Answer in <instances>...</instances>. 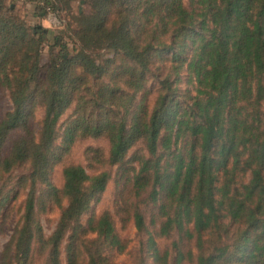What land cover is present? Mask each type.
<instances>
[{
  "label": "trees",
  "instance_id": "1",
  "mask_svg": "<svg viewBox=\"0 0 264 264\" xmlns=\"http://www.w3.org/2000/svg\"><path fill=\"white\" fill-rule=\"evenodd\" d=\"M14 1L0 0V87L11 101L0 118V215L23 199L0 264H32L36 256L41 264H115L126 247L115 212L91 210L109 171L69 163L60 188L51 180L55 165L86 138L107 141L109 166L125 165L137 141L148 152L123 182L156 206L146 219L137 201L126 216L146 236L132 264H264V0H190V7L183 0H83L88 10L73 14V28L66 22L52 41L50 29L15 13ZM23 1L37 17L45 5L56 14L70 7V0ZM99 49L111 54L98 59ZM162 54L169 68L157 76L149 109L146 84ZM183 79L191 87L180 92ZM54 209L59 216L46 235L40 217ZM172 232L194 239L197 255L175 240L161 249L156 236ZM216 234L217 244L206 246Z\"/></svg>",
  "mask_w": 264,
  "mask_h": 264
},
{
  "label": "rangeland",
  "instance_id": "2",
  "mask_svg": "<svg viewBox=\"0 0 264 264\" xmlns=\"http://www.w3.org/2000/svg\"><path fill=\"white\" fill-rule=\"evenodd\" d=\"M83 0H70V7L67 8L69 14H66V10L63 8L58 14L57 19L55 18L52 21L48 16L37 17L32 14V9L27 3L24 1H19L10 3L9 6L13 8L15 13L25 19V21L29 25H38L46 29H50L48 33L49 41H52L53 36L59 29H63L66 25L65 23L70 21V27L73 28L74 21L72 20L73 14L77 12H81L82 10H88L87 6L80 2ZM9 0H6V3ZM186 7H190V0H183ZM66 12V13H65ZM59 16V17H58ZM56 24V25H53ZM58 24V25H57ZM71 34V31H69ZM64 39L68 42V50L72 52V38L70 35L65 34ZM100 55L97 56L98 59L105 60L111 53L109 51H103L102 49L96 50ZM49 60V50L48 46L44 43L42 54L40 56L41 64H47ZM153 64L151 65L152 73H149V79L147 81V88L149 89V93L146 96L145 102L147 103L149 109L153 107L154 99L156 97V89L158 86L157 76L162 77L168 71L169 68V57H166V54H162L159 58L153 59ZM158 64V68H155V64ZM155 70V71H154ZM179 91L186 88H190V84H185L184 79L178 86ZM192 91V90H191ZM182 100H186L187 98L180 96ZM11 109V101L8 97L7 92L0 87V118L3 114ZM72 112V108H69L60 118V122H63L65 119L69 117ZM42 117V109L37 108L34 112V117L30 121V126L34 129H37ZM13 135H16L13 133ZM107 141L103 138H86L77 140L69 153L65 155L63 160L56 164L52 173L51 180L58 188H60L63 184V178L61 174V169L65 164L69 163H79L84 166L89 173H94L102 170H108L111 174V179L108 182L105 190L100 196L98 201H93L91 203V210L96 214H100L103 210H108L109 212L114 214L116 228L119 236L121 237L123 243H126V247L122 250L118 255L114 257L115 264H132L135 259L140 257V253L144 246V240L146 238L143 232H137L135 229L133 222L126 218L128 216L129 210L132 208L133 204L137 201H141L142 198L146 195V192L140 193V195H133L129 193L128 188H123L124 178L134 172V169L138 168L140 163V159L148 158V152L144 147L143 142L137 141L132 148L128 150L127 159L125 165L119 166L115 165H107L105 162L107 155ZM135 155L132 160L129 159L132 155ZM128 165L129 170L124 172V167ZM131 165V166H129ZM131 168V169H130ZM248 173L245 176L239 177V180L247 179ZM130 188V186L127 185ZM23 199V195H20L18 199L12 201L6 210L5 213L0 215V251H2L6 244L8 243L11 234L14 230L15 225L17 224L20 215L22 213L21 201ZM124 199V200H122ZM142 202V201H141ZM122 206L125 207V215L121 214ZM141 209L144 212L146 219L149 216L150 212L156 211V206L152 207L150 204H146V202H142L139 204ZM59 216V210L54 209L53 211L47 212L43 214L40 219L43 225L44 233L49 235L53 230L56 221ZM153 231V228H149ZM214 238V240H213ZM175 240L179 243L180 247L183 249L188 247L192 250L193 256L197 255V249L194 247V239L187 241L185 239H179L176 232H172L169 236H156L157 245L164 249L169 247L171 242ZM213 240V241H212ZM218 242L217 234L214 237H211L210 242L206 243V246L212 243ZM41 259L39 256H36L33 259L32 264H41ZM147 264H157L152 262L151 259H147Z\"/></svg>",
  "mask_w": 264,
  "mask_h": 264
},
{
  "label": "built area",
  "instance_id": "3",
  "mask_svg": "<svg viewBox=\"0 0 264 264\" xmlns=\"http://www.w3.org/2000/svg\"><path fill=\"white\" fill-rule=\"evenodd\" d=\"M19 1H23V0H19ZM37 4L42 5L43 1H38ZM45 10H46L45 16H48L52 21H54L55 18H56V20H58L57 17H56L57 14L54 12V10H52L51 6L45 5ZM53 25H56V24H53Z\"/></svg>",
  "mask_w": 264,
  "mask_h": 264
},
{
  "label": "crops",
  "instance_id": "4",
  "mask_svg": "<svg viewBox=\"0 0 264 264\" xmlns=\"http://www.w3.org/2000/svg\"><path fill=\"white\" fill-rule=\"evenodd\" d=\"M28 3H29L28 5H29L31 8H33V6H32L33 3H32L31 1H28ZM41 18H42V17H41Z\"/></svg>",
  "mask_w": 264,
  "mask_h": 264
},
{
  "label": "water",
  "instance_id": "5",
  "mask_svg": "<svg viewBox=\"0 0 264 264\" xmlns=\"http://www.w3.org/2000/svg\"><path fill=\"white\" fill-rule=\"evenodd\" d=\"M82 3H83V1L80 2V4H82Z\"/></svg>",
  "mask_w": 264,
  "mask_h": 264
}]
</instances>
